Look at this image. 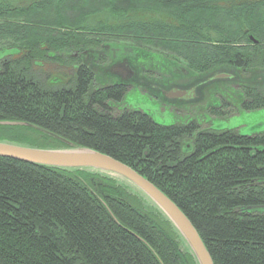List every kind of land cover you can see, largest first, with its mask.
Listing matches in <instances>:
<instances>
[{
	"label": "trees",
	"instance_id": "obj_1",
	"mask_svg": "<svg viewBox=\"0 0 264 264\" xmlns=\"http://www.w3.org/2000/svg\"><path fill=\"white\" fill-rule=\"evenodd\" d=\"M13 1L0 2V50L15 52L0 59V141L66 148L2 123L26 124L105 154L184 214L213 264H264V212L251 211L264 206V137L207 130L186 155L180 125L134 112L112 119L111 94H94L91 70L73 59L125 47L193 74L264 69V0ZM0 264L195 262L163 216L121 182L0 159Z\"/></svg>",
	"mask_w": 264,
	"mask_h": 264
},
{
	"label": "water",
	"instance_id": "obj_2",
	"mask_svg": "<svg viewBox=\"0 0 264 264\" xmlns=\"http://www.w3.org/2000/svg\"><path fill=\"white\" fill-rule=\"evenodd\" d=\"M249 41L254 45L257 44V41H255L252 37H249ZM109 50L111 52H109ZM116 52L121 53V55L128 61H122L112 65L109 67L107 72L123 82L129 81L135 74V69L131 65L134 62L133 60H136L138 66H143L145 69L158 68L167 74H171L172 71H178L181 72L182 75L184 71H186L187 75H194L182 65L171 62L159 63L151 61V59L145 61L144 57L135 53L131 48L123 47L114 49L103 47L102 51L97 54L99 55L101 53H105L111 55V53ZM260 76L264 77V73ZM197 77L199 78V81L197 83L190 84L187 87L186 85L180 86L177 84L182 77L172 79L171 81L175 82L174 86L172 85L166 89L157 87L155 90L154 86L148 82H143L141 87L150 93H158V91H161V96L168 101V103L175 104L184 103L186 100L196 98L198 96L199 89L207 88L212 84L215 78H217L218 81L220 80L223 82H225L228 78H233L234 80L240 78L236 69L229 66L211 70L205 74L197 75ZM3 125H23L30 127L57 140L66 146V148L41 149L0 141V159L12 160L31 166L45 167L61 171H85L117 180L130 187L163 216V218L170 224L179 238L183 241L195 264H213L198 234L184 214L149 181L136 174L129 167L96 150L76 147L60 137L47 133L34 126L9 123H5ZM251 211L264 212V206Z\"/></svg>",
	"mask_w": 264,
	"mask_h": 264
},
{
	"label": "flooded vegetation",
	"instance_id": "obj_3",
	"mask_svg": "<svg viewBox=\"0 0 264 264\" xmlns=\"http://www.w3.org/2000/svg\"><path fill=\"white\" fill-rule=\"evenodd\" d=\"M99 48H92L91 50L98 51ZM84 51L75 52L73 55V59L76 60L77 67H84V69H86L87 71L91 70V82L94 94H111V97H106L104 102L107 114L112 119H117L124 113L128 112L142 114L143 112H140L137 109H132L125 104L126 96L130 93H133L135 95L144 96L151 104L159 105L162 108L168 109L169 112H171L176 117L186 116L185 120H177L176 122H173L171 125H169H180L181 129L186 130V141L189 142L184 145V153L186 155L192 153L193 140L199 133L201 134L206 132L207 130H212L206 127L202 123V121L198 122L195 119V116H197L201 111L199 108L207 111V113L212 117H219L220 115L227 114L228 111H230V108H232L231 110L244 109L245 111L246 108H257L254 110L264 108V77L260 76L262 73H264V69H256L252 67L248 71L243 72L240 71L238 67H232L236 69L237 73L239 74V79L234 80L233 78H228L225 82H223L220 80L218 81V79L215 78L212 84L207 88L199 89L198 96L196 98L186 100V102L184 103L170 104L161 96V91H158V93L152 91L154 93H150L142 88L141 84L143 82H148L152 86H154L155 90L157 89V87L166 89L171 87L172 85L174 86L175 82L171 81L172 79L182 77L177 84L180 86L186 85L187 87L190 84L197 83L199 81L197 75L201 74H194L191 76L187 75L186 71H184L183 75L178 71H172L171 74H167L163 70H159L158 68L145 69L143 66L140 67L137 64V61L133 60L134 62L131 65L135 69V74L129 81L123 82L107 72L109 67H111L112 65L120 63L122 61H128L121 55V53L116 52L111 53V55L102 53L100 55H97L96 53L85 54ZM108 56L110 58H108ZM99 67H104L105 69L107 67L108 68L105 71L104 68L99 69ZM218 68L220 67H217L215 69ZM96 97L99 96L95 95V98ZM190 133L193 134L191 135ZM245 137H264V133H256L247 135ZM262 184L264 185V182Z\"/></svg>",
	"mask_w": 264,
	"mask_h": 264
},
{
	"label": "rangeland",
	"instance_id": "obj_4",
	"mask_svg": "<svg viewBox=\"0 0 264 264\" xmlns=\"http://www.w3.org/2000/svg\"><path fill=\"white\" fill-rule=\"evenodd\" d=\"M0 2H2V0H0ZM16 2L18 4L21 1L15 0L13 1V4H16ZM66 15L67 17L70 16L69 13ZM103 18L104 17L102 15H99L95 16L92 20L94 23L98 24L103 21ZM14 53L15 52L12 50H0V59L13 55ZM125 104L132 109H137L138 111L147 114L156 124L160 126H169L177 120L186 119V116L176 117L169 112L168 109L162 108L159 105L151 104L144 96L135 95L133 93L126 96ZM199 109L201 111L197 116H195V119L198 122L202 121L206 127L212 130H233L244 136L264 133V108L253 111H245L244 109H233V111L231 110L232 108H230V111H228L227 114L220 115L219 117H212L207 113V111H204V109Z\"/></svg>",
	"mask_w": 264,
	"mask_h": 264
}]
</instances>
